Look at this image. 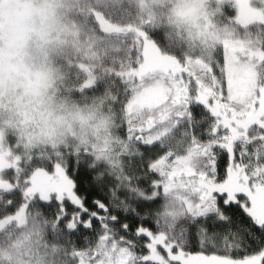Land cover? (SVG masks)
<instances>
[{
    "label": "rangeland",
    "instance_id": "1",
    "mask_svg": "<svg viewBox=\"0 0 264 264\" xmlns=\"http://www.w3.org/2000/svg\"><path fill=\"white\" fill-rule=\"evenodd\" d=\"M131 1L141 13L135 26L141 28L149 9L174 35V42L172 38V43L169 42L173 51L165 52L166 47L160 49L156 43L145 41L142 56L131 63L132 68L121 73V83L125 85L120 92L129 115L133 120H142L145 129H151L149 135L140 138V143L160 140L164 129H154V125L161 121L168 123L177 118L178 113H184L191 98L206 101L211 106L212 101L218 99L213 112L217 118L205 130V144L183 147L181 152L162 150L154 153L144 146L141 148L147 154L139 160L157 171L151 197L156 200L149 199L159 205L149 216L154 221L155 233L147 234L150 239L145 243L147 251L135 241L121 243L118 238L107 237V231L102 228L100 232L105 234H102L100 249L95 253L86 251L84 255L88 260L85 263L153 264L150 260L143 261L149 256L159 260L160 264H264V244L257 250L240 254L238 258L234 251L239 248H233L222 240L220 248L226 247L229 253H188L184 249L190 237L188 223H196L205 216L218 221L227 219L229 202L236 198L244 203L243 206L249 205L246 197L235 196L242 189L247 190L252 201L250 206L254 207L250 214L264 226V158L255 165H247L242 160L240 165L243 164V169L242 165L228 163L217 171L213 164L224 154L222 145L233 144V138L228 134L234 131L228 126L231 122H236L242 129L249 127L245 134L250 139H264V0ZM70 2L0 0L2 191L11 188L13 181L9 174L20 158L19 153H12L7 142L6 134L12 131L10 127L20 131L23 124L34 125V136L21 143L27 149L31 148L29 141L41 138L66 146L71 138L69 135L85 141V134L71 126L78 120L77 115L68 109L56 108L62 98L60 92L66 88L63 85L65 81L79 78L82 82L77 86L84 89L101 80L95 76L93 59L98 57L95 55L102 41L92 38V42H84L88 37L86 24L62 12L67 10ZM95 18L97 27L108 34L111 48L116 46L123 50L124 46L134 45L137 52L140 50L142 30L126 35L130 26L124 25L125 22L117 19L111 23L99 11L95 12ZM134 68L137 69L134 71ZM66 105L63 102L61 108ZM92 121H81L82 132L95 131ZM59 128H64L65 132L57 134V138L54 134ZM247 147L248 143L241 141L233 153L245 156ZM136 148L140 152V145ZM58 154L51 156L49 170L29 173L31 189L24 191L21 201L1 212L0 232L17 235L19 230L29 227L27 207L30 199L33 201L39 197L48 202L51 196L58 201L67 226L74 227L82 210V206L78 207L81 199L75 192L72 179H66L68 173L60 161L64 156ZM205 157L208 160L204 161ZM232 160L233 163L239 161L237 156ZM238 169H242L240 173ZM95 175L101 184V174L97 172ZM239 177L244 180L238 181ZM137 198L133 192L127 195L131 203ZM32 231L27 229L25 235L29 236Z\"/></svg>",
    "mask_w": 264,
    "mask_h": 264
},
{
    "label": "trees",
    "instance_id": "2",
    "mask_svg": "<svg viewBox=\"0 0 264 264\" xmlns=\"http://www.w3.org/2000/svg\"><path fill=\"white\" fill-rule=\"evenodd\" d=\"M110 2L111 0H71L67 12L62 10L74 20L78 19V22L86 24L88 37L84 38V42H92V38L95 41H102L95 55L98 57L93 59L95 76L101 80L84 89L78 88L82 82L78 80L79 78L75 81L72 79H69V82L65 81L63 85L66 88L63 93L60 92L62 98L56 108L62 111L68 109L77 115L78 120L72 122L71 126L79 129L80 134H85V141L69 135L71 138L66 146L64 143L55 145L52 141L41 138L29 141L31 148L27 149L21 143L36 133L32 128L34 125L27 122L21 125L20 131L10 127L12 131L7 130L9 133L6 134L12 153L15 155L19 153L20 158L14 171L9 174L13 181L11 188L3 191L0 189V217L3 212L21 201L24 191L31 189L28 184L29 173L49 170L52 161L50 158L58 152V156H64L60 161L68 173L66 179H72L75 192L80 196L81 204L78 207L82 206V210L77 215L74 227H68L55 196H51L48 202L42 201L39 197L33 198V201L30 199L27 207L29 227L19 230L17 235H10L7 231L0 232V264H87L85 261L88 257L84 254L86 251L95 253L100 249L101 237L105 234L100 232L102 228L107 231L108 234H105L107 237L118 238L121 243L132 240L146 250V240L150 241L147 234L155 233L154 221L149 216L159 205L157 201H151L156 200L151 197L154 195L152 191L155 190L157 171L151 170L150 164L147 166V163L139 160L142 155L147 154L143 153L141 148L144 146L154 153L162 150L181 152L183 147L207 143L204 133L209 129V123L216 121L217 117L213 112L219 103L218 99L212 101L211 106L206 101L191 98L184 113H178L177 118L171 119L168 123L161 121L154 125V129H164L160 133V140L148 144L140 143L142 142L140 138L149 135L151 129H145L142 120H133L129 115L125 98L120 92L125 85L121 83L123 81L120 78L121 73L125 71L124 69L132 68L131 63H135V59L142 56L145 41L156 43L160 49L166 47L165 52H169L172 50L169 42L172 43V39L174 42V35L169 29H165L164 21L158 18L157 14H152L149 9L147 18L141 28H138L134 23L138 21L141 13L137 12L134 2L131 0ZM62 6L63 4L61 8ZM98 11L111 23L118 19L125 22L124 25H129L130 30L126 35L134 34L137 29L142 30L140 50L137 52L134 45L124 46L123 50L116 46L111 48L108 45V34L97 27L95 12ZM136 69L134 68V71ZM63 102L67 105L61 108ZM89 119L93 120L91 124L95 131L82 132L81 121ZM12 122L14 123V120ZM256 124L257 122L253 125ZM228 126L234 128L230 133L227 129V133L233 138V144L222 145L224 154L213 162L217 171L226 167L228 163L242 165L243 169V164L240 165L242 160L246 161L247 165H255L264 158V139H250L245 134L249 127L242 129L236 122H231ZM222 129L224 130L223 127ZM64 132V128H59L54 135ZM26 135L28 136L25 137ZM241 141L248 143V153L245 156L233 153ZM137 145H140V152L136 148ZM234 156H237L239 161L233 163ZM205 160H208L207 157ZM242 169H238L237 172L240 173ZM97 172L101 174V184L98 178L94 177ZM240 180L244 179L239 177L238 181ZM129 192L138 196L136 202H129L127 199ZM147 192L151 193L146 197ZM235 196L246 197L249 205L243 206L244 203L236 198L229 202L231 205L228 207L227 219L218 221L205 216L196 223H188L190 237L184 245L186 252L229 253L226 247L220 248L222 240L231 244L233 248H239L238 251H234L238 258L241 257L240 254L257 250L264 244V226L257 223L250 214L254 207L250 206L252 201L247 190L242 189ZM83 217L86 219L85 222ZM186 223L187 221L184 222ZM29 228L33 231L26 236ZM149 260L153 264H160L159 260L149 256L143 261Z\"/></svg>",
    "mask_w": 264,
    "mask_h": 264
},
{
    "label": "flooded vegetation",
    "instance_id": "3",
    "mask_svg": "<svg viewBox=\"0 0 264 264\" xmlns=\"http://www.w3.org/2000/svg\"><path fill=\"white\" fill-rule=\"evenodd\" d=\"M1 29V28H0Z\"/></svg>",
    "mask_w": 264,
    "mask_h": 264
}]
</instances>
